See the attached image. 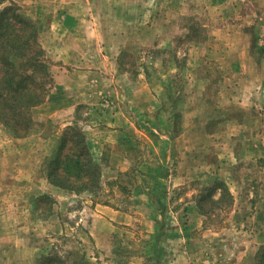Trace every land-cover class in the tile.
Listing matches in <instances>:
<instances>
[{"label":"rangeland","instance_id":"rangeland-1","mask_svg":"<svg viewBox=\"0 0 264 264\" xmlns=\"http://www.w3.org/2000/svg\"><path fill=\"white\" fill-rule=\"evenodd\" d=\"M127 1L120 0L119 4L124 6ZM144 1L147 0H135V3ZM185 1L184 13L176 14L171 8L176 5L173 0H159V9L148 28L143 24L132 29L135 32L133 50L141 56V60L138 61L139 57L132 53H124L122 63L133 69L135 74L142 72L153 81L163 79L164 70L170 75L169 71H174V65H178V72L174 71L169 79L174 84L173 91L180 93L178 100L176 99L177 117L173 134L179 137L184 130H195L194 135H181L176 142H172V136L166 140L156 133L135 138L133 147L128 151L131 157L128 170L116 173L109 171L103 178L101 175L99 188L92 193L81 189L75 178H69L66 183L73 186L76 192L62 190L76 196H51L31 202L27 200L26 194L19 193L16 185H1L0 264H160L166 258L168 248L164 245L168 242L173 254H178L175 229L188 222L183 213L184 209L188 210V200L201 205L206 213L203 225L207 228L221 231L226 227L241 228L252 223L248 216L257 207V203L236 205L231 197L233 189L237 193L239 189L252 195H264V190L257 187H244L250 183L255 184L263 177L259 174V169L264 172V0ZM10 3L14 2L5 0L4 5L10 6ZM14 4L18 7L17 3ZM135 11L138 13L132 9L125 10L124 13ZM104 13L106 16L109 14L107 21L115 16L108 11ZM23 16L33 21L25 13ZM111 27L113 28L112 25L107 28ZM114 28L125 30L126 26L121 24ZM233 34L249 40V45L253 48L249 62L235 54L236 43L230 42L237 58H217L215 53L203 52L194 73L191 64H188L190 43L195 42L202 48H207L210 44L218 45L216 41H211L212 35L222 39ZM143 35L150 37L144 39ZM241 48L238 47L237 53L242 52ZM221 62L226 64H220ZM189 67L193 73L188 71ZM224 70L231 77L230 95L234 104H229L230 101L226 105L220 104L222 100L218 102V78L222 76V72L225 74ZM189 75L201 80L199 91L185 90L184 80ZM206 82L209 83L208 88L205 87ZM49 91L50 87L48 94ZM169 100L170 98L162 99L158 104L155 108L157 116L172 106V100ZM104 104L109 105L112 110L113 104ZM193 106L199 113L196 120L192 123V116H189L184 121L182 112ZM153 118V128L158 123L167 133L172 128L170 122L166 124L165 121H159L156 113ZM48 124L49 122L33 123L29 132L51 130ZM82 127L81 123H72L63 134L71 140V150L65 152L71 159L77 158L76 142H79L78 135L83 134ZM0 129L5 132L1 134V138H7L6 135L12 137L1 123ZM142 130L149 131L150 128L147 125ZM12 138L14 141L7 139V154L0 157V167L4 170L14 169L13 165L18 161V155L15 156L11 150L15 149L14 145H21L16 138ZM62 138L41 162L40 172L44 177H47L45 170L55 160ZM102 146V159L97 160L91 155L87 145L88 153L94 163L101 167V171L102 165L107 164V158L112 156L113 151L106 143ZM191 151L195 157L193 160L200 169V179L189 174L192 161H188V157ZM24 160L26 158H22L21 162ZM179 162L183 164L182 170L186 169L183 173L182 170L179 171ZM25 163L30 165L27 161ZM4 170L2 180L7 175ZM178 171L181 177V173L189 177L180 183V180H176ZM15 176L20 175L15 173ZM231 180L232 190L229 186ZM32 188H25V193ZM165 199H169V203ZM101 203L136 216L132 223L122 225L119 233L115 234L112 239L114 248L105 251L97 250L95 240L86 233L91 223L89 213ZM176 211L179 212V218L168 216ZM190 225L194 226L193 221ZM169 235L172 237L168 238ZM44 259H49V263H45ZM260 264H264V251L260 255Z\"/></svg>","mask_w":264,"mask_h":264},{"label":"crops","instance_id":"crops-1","mask_svg":"<svg viewBox=\"0 0 264 264\" xmlns=\"http://www.w3.org/2000/svg\"><path fill=\"white\" fill-rule=\"evenodd\" d=\"M173 1L176 5L171 8L176 11V14H183L186 1ZM12 2L21 7L20 11L23 14L25 13L33 21L36 20L32 22L37 26V39L50 65L52 84L48 97L43 103L31 109V116L34 125L49 122L51 130H32L26 136L15 139L20 142L21 147L14 145L15 149L11 152L15 156L18 155V161L13 165L14 169L4 170L0 167V186L16 185L19 193L26 194L27 200L31 202L51 196L53 198L63 195L64 198L76 196L65 193L61 188L52 185L40 172L42 160L55 149L64 136L66 128L72 123L83 125L84 138L95 159H102L103 144H108L113 150L112 156L107 158V164L102 165V178L109 171L116 173L128 170L131 164L128 151L133 147L135 138L147 137L149 134L156 133L166 140L172 136V142H176L181 135L183 137L194 135L195 130H184L179 137L173 134L177 117L176 99L178 100L180 93L176 94L173 91L175 90L174 84L169 79L172 78L174 71L178 72V65H174V71H169L170 75L164 70L163 79L153 81L146 78L142 72L135 74L133 69L122 63L124 53H132L133 56L139 57L138 61L141 60V56L133 50L135 32L132 29L143 24L148 28L159 9V0H147L140 3L128 0L124 6L119 4L120 0H12ZM14 3H10V6L15 5ZM4 4L5 0L0 2V11L9 7ZM191 7L194 8V6ZM131 9L137 10L138 13L136 11L135 13H124L125 10L130 11ZM106 11L115 14L110 21L106 20L109 15H105ZM121 24L126 26L125 30L114 28ZM110 25L113 28H107ZM238 36L227 35L221 39L212 35L211 41H216L218 45L210 44L207 48H202L195 42L190 43L188 64H191L194 73L198 68L195 66H199L202 53L206 51L208 54L215 53L218 55L217 58L224 59L229 57L233 59L232 56L237 58L235 55L237 54L239 57L242 56L241 59H245V62H249L253 48L250 47L249 40ZM149 37L144 36V39ZM137 41H139L138 38ZM230 42H235L237 49L242 47V52L237 53L235 49L234 54ZM221 48L222 50L219 51ZM215 64L217 65L218 62ZM220 64L226 63L221 62ZM240 66L242 69L243 66L241 64ZM224 73L222 72V76L218 78V89L220 90L218 102L222 100L220 104L226 105L229 101V104H234L235 101L230 95L231 77L226 70ZM189 76L186 77V81L184 80L185 90L199 91L202 85L201 80L194 76L189 78ZM205 84L208 88L209 83ZM169 98V101L172 100V106L157 116L155 108L158 104L160 105L162 99ZM108 102L113 104L112 110L109 105L104 104ZM194 106L188 107L190 111L182 112L184 121L188 120L189 116H192V123L196 120L199 113ZM82 109H84L83 113ZM153 112L156 113L159 121L172 124L168 133L161 128L159 123L156 124L158 127L155 125L156 128H153L151 124L155 120ZM147 125L150 130H142ZM3 133L5 134L3 129H0V157L7 154L5 152L9 147L7 139L14 141L8 135H6L7 138H1ZM190 153L188 161H192V166L189 174L200 179V169L193 160L194 153L193 151ZM22 158L26 160L21 162ZM26 161L30 165H26ZM179 164V171H181L184 167L181 162ZM3 170L7 174L5 180H2L4 179L1 175ZM185 170H182V173ZM179 171L177 173L179 179L176 178V180H180L181 183L189 176L181 173V177ZM15 173L20 176H15ZM259 174L263 177L255 184L250 183L247 186L243 184V186L247 189L257 187L264 190V172L259 169ZM232 182L231 180L229 183L230 190H232ZM28 186L33 188L25 193V188ZM258 194L244 193L239 189L237 193L233 189L231 200L236 205L255 202L257 207L253 209L252 217L248 216V219H252V223L241 228L226 227L221 231L205 227L203 218L206 214L200 211L197 204L188 200L186 203L188 210H183L188 222L183 227L175 229V234H177L175 244L179 247L178 254H173L172 246L168 242L166 246L164 245L168 248L165 253L166 258L160 264H260V255L264 251V195ZM165 200L169 203V199ZM154 214L152 217L155 216ZM168 216L175 219L180 215L176 211ZM134 217H136L134 213L122 211L109 204H97L96 208L89 213L91 223L86 233L95 240L97 250H109L114 248L112 239L116 233H119L121 226L132 223ZM190 220L193 221L194 226L190 225ZM170 237L172 236L169 235L168 238Z\"/></svg>","mask_w":264,"mask_h":264},{"label":"trees","instance_id":"trees-1","mask_svg":"<svg viewBox=\"0 0 264 264\" xmlns=\"http://www.w3.org/2000/svg\"><path fill=\"white\" fill-rule=\"evenodd\" d=\"M51 84L50 65L38 42L36 24L24 17L15 5L1 10L0 123L12 137L27 135L33 124L31 109L44 102ZM78 137L77 158L71 159L65 154L71 150V140L63 136L55 160L45 170L46 176L52 185L72 192H76L75 188L66 182L75 178L81 189L92 193L99 188L101 167L88 153L84 135L81 133ZM197 206L206 214L201 205ZM49 261L44 259L45 263Z\"/></svg>","mask_w":264,"mask_h":264}]
</instances>
